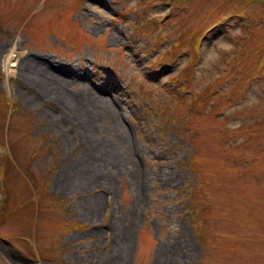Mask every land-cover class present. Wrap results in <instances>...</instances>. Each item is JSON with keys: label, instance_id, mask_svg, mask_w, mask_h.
Segmentation results:
<instances>
[{"label": "rangeland", "instance_id": "obj_1", "mask_svg": "<svg viewBox=\"0 0 264 264\" xmlns=\"http://www.w3.org/2000/svg\"><path fill=\"white\" fill-rule=\"evenodd\" d=\"M0 264H264V0H0Z\"/></svg>", "mask_w": 264, "mask_h": 264}, {"label": "bare ground", "instance_id": "obj_2", "mask_svg": "<svg viewBox=\"0 0 264 264\" xmlns=\"http://www.w3.org/2000/svg\"><path fill=\"white\" fill-rule=\"evenodd\" d=\"M7 64H8V61H7ZM45 80H47L46 78H45ZM67 179V178H66ZM74 180V179H73ZM64 182H66V181H64ZM68 182L71 184V186L73 185V183H71V181H69L68 180ZM73 182V181H72ZM65 185V184H64ZM99 201H100V199H99ZM99 201L98 200H96V202H95V204L93 205V207H91L89 210H90V213L92 214V213H94V212H97L98 211V209H99ZM101 203V202H100ZM120 229H122L123 230V228H120ZM124 257H123V255H121L120 256V259H123Z\"/></svg>", "mask_w": 264, "mask_h": 264}]
</instances>
